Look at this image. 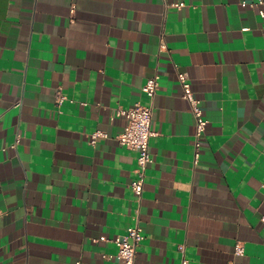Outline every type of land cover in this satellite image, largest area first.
Here are the masks:
<instances>
[{"label": "crops", "instance_id": "0c3cea01", "mask_svg": "<svg viewBox=\"0 0 264 264\" xmlns=\"http://www.w3.org/2000/svg\"><path fill=\"white\" fill-rule=\"evenodd\" d=\"M252 1L0 0V264H117L113 238L136 216L139 264H264V17ZM184 71L208 119L199 146ZM136 102L152 103L155 131L140 202L137 151L117 139V109Z\"/></svg>", "mask_w": 264, "mask_h": 264}, {"label": "built area", "instance_id": "2783aa9c", "mask_svg": "<svg viewBox=\"0 0 264 264\" xmlns=\"http://www.w3.org/2000/svg\"><path fill=\"white\" fill-rule=\"evenodd\" d=\"M258 9V13L264 17V0H253L251 3ZM178 7L181 3H176ZM158 75H152L147 78L142 90L152 100L156 94L159 80ZM178 78L182 84L181 95L189 101L191 111L196 118V131L195 137L197 139L196 145L199 146V137L205 132L208 119L203 115V110L200 106V100L193 94L188 72H179ZM67 99V96L61 91L59 87L56 91V103L60 105ZM117 113L125 116L126 124L121 133L117 135L119 143L132 148L137 151V167L136 178L132 181L131 187L136 195L137 201H141L142 193L144 189V182L146 176V169L148 164L152 161L150 151V138L155 134L152 128L153 121V105H144L140 102H136L134 105L128 108H119ZM103 134L101 131H95L90 134V143H95L98 136ZM197 157V153H196ZM264 222V215L262 216ZM100 239L106 240V235H101ZM145 238L143 227L140 223V219L136 216V221L125 234H119L113 238V241L117 244L116 259L117 264H139L136 262L137 248L141 241ZM179 248L184 250L185 245L180 244ZM244 252V247L239 241L235 244V253L241 254ZM187 260H183V264H186ZM80 263V262H79Z\"/></svg>", "mask_w": 264, "mask_h": 264}]
</instances>
